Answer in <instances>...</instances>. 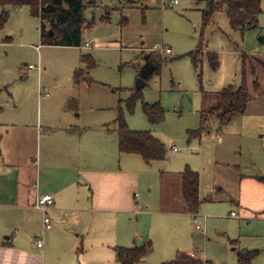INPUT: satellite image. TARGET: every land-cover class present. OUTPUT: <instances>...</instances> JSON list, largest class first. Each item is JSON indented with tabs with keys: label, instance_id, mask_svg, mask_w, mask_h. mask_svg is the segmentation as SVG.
<instances>
[{
	"label": "rangeland",
	"instance_id": "rangeland-1",
	"mask_svg": "<svg viewBox=\"0 0 264 264\" xmlns=\"http://www.w3.org/2000/svg\"><path fill=\"white\" fill-rule=\"evenodd\" d=\"M206 2L93 0V5L87 6L83 13L90 25L82 30L79 47L39 45V18L30 14L29 7L0 6V13L8 14L0 29V137L15 122L31 124L40 120L43 128L50 123L52 130L59 131L67 117L78 131L105 128L116 136V119L121 114L131 130H147L159 138L166 152L171 142L176 145L177 153H168L164 162L173 163L187 151L192 161L199 152L197 147L204 141L201 136L189 138L187 135L189 130L198 127V109L211 100V92L217 93L228 85H240L244 56L264 58V0H261L257 25L244 30H233L224 10L215 12L211 21L203 26L202 10ZM86 41H91V45L83 48ZM199 41L202 48L197 49ZM160 45L169 47L171 53L160 57L157 54ZM148 52L160 57V66L147 77L140 90L142 100L136 99L130 111L127 102ZM191 53L198 61L196 67ZM207 53L216 54L217 68H211ZM84 55L90 56L94 65L82 60ZM29 64L37 68L28 69ZM246 65L250 68L248 62ZM78 68L90 81L75 82L74 71ZM253 78H258L257 84L264 90L260 73ZM41 92L48 96L43 98ZM142 101L158 102L164 111L163 120L151 124L142 111ZM226 126L234 130L228 144L240 153L247 171L253 173L251 161L259 162L264 169V150L260 146L264 138L256 141L248 138L251 134L241 117H235ZM210 128L214 133L215 126ZM255 148L263 154L257 156ZM251 149L254 152L250 154ZM230 210L238 213V218H230ZM230 210L223 209L218 218L209 220L205 257L212 264H238L237 253L245 249L256 252L251 264H264L263 216L242 219L238 207ZM36 212L28 211L32 217ZM33 220L26 225L35 232L30 237H20L27 244L33 242L36 235L44 238ZM232 239H236L235 244L231 243ZM95 245L93 239H85L83 252L71 254L70 258L62 255L58 250L62 246H59L52 252L50 264H89ZM150 254L154 264L175 257L172 249L162 245ZM35 260L31 257L30 263L37 264Z\"/></svg>",
	"mask_w": 264,
	"mask_h": 264
},
{
	"label": "crops",
	"instance_id": "crops-1",
	"mask_svg": "<svg viewBox=\"0 0 264 264\" xmlns=\"http://www.w3.org/2000/svg\"><path fill=\"white\" fill-rule=\"evenodd\" d=\"M245 57L251 99L245 112L235 117H241L251 134L247 132V137L256 141L264 138V90L253 76L260 73L262 86L264 72L257 62L260 58ZM215 93L211 92V100L201 105L198 114L216 104ZM41 95L48 96L42 92ZM227 124L211 123L200 135L204 141L197 147L195 158L191 161L187 151L173 163L164 162L171 153L172 142L164 159L145 162L138 154L119 152L117 130L116 136L105 128L78 131L69 117L64 119L59 131L52 130L50 123L43 128L40 120L11 124L0 137V264H32L31 257H35L37 264H50L55 248L62 246L58 250L70 258L71 254L83 252L85 239L96 242L89 264H118L115 247L145 242L153 248L138 264H154L150 253L161 245L172 249L175 256L180 252L194 253L211 262L205 257L206 227L210 219L233 207H238L242 219L264 218V181L260 179L264 176L263 166L251 161L253 173L247 171L240 153L228 144L234 130ZM211 125L216 128L214 133ZM254 141L252 144L257 147ZM260 146L264 150V142ZM261 153L255 148L257 156ZM185 168L198 174L196 211L209 214L205 216L203 231L195 230L192 212L183 198L181 173ZM45 194H50L52 199L42 211L34 203ZM33 210L37 211L34 217L28 213ZM44 215L50 218L49 229L44 228ZM228 216L236 219L238 213L230 210ZM32 220L44 240L36 233L35 240L27 244L20 237H30L35 232L26 225ZM19 228L23 229L20 233L16 232ZM38 239L42 240L40 247L36 245ZM235 241L232 239L231 243Z\"/></svg>",
	"mask_w": 264,
	"mask_h": 264
},
{
	"label": "trees",
	"instance_id": "trees-1",
	"mask_svg": "<svg viewBox=\"0 0 264 264\" xmlns=\"http://www.w3.org/2000/svg\"><path fill=\"white\" fill-rule=\"evenodd\" d=\"M12 5L29 7L30 14L40 20V43L43 45H59L77 47L81 44V33L85 26H89L83 16L87 6L93 5V0H0V6ZM224 10L230 26L233 30H244L257 25L258 16L261 13V0H207L202 10L203 26L207 25L215 12ZM8 18L6 11L0 13V29ZM202 48V41H199L197 49ZM149 60L155 65L153 72L158 71L160 57L157 54L148 52ZM209 54V63L212 69L217 68L218 59L215 53ZM192 61L194 67L198 61L193 53ZM244 58H246L244 56ZM243 58V65H244ZM82 60L94 65L90 56L84 55ZM257 62L264 72V60ZM245 66V65H244ZM152 72V73H153ZM74 80L90 81L83 71L78 68L74 71ZM254 85L257 86L256 82ZM141 90V89H140ZM134 90L132 97L128 99L127 108L131 111L136 99H141V91ZM218 100L215 105L199 112V124L196 129L189 130V138L198 137L206 131L209 125L217 122L219 125L228 123L233 117L245 112L246 105L251 99L247 88L245 67L241 73L239 86L228 85L217 92ZM142 111L151 124H158L163 120L164 111L158 102H141ZM116 130L118 137V150L121 153H134L143 158L145 162L162 160L165 158V146L147 130H131L121 114L116 119ZM182 194L189 211L196 212L198 199V174L185 168L181 173ZM264 181V176L260 177ZM151 248L149 242L131 247H115L118 264H138ZM255 251L238 253V264H251ZM161 264H211L198 256H191L189 253L180 252L170 260Z\"/></svg>",
	"mask_w": 264,
	"mask_h": 264
},
{
	"label": "built area",
	"instance_id": "built-area-1",
	"mask_svg": "<svg viewBox=\"0 0 264 264\" xmlns=\"http://www.w3.org/2000/svg\"><path fill=\"white\" fill-rule=\"evenodd\" d=\"M172 1H173L174 4H176V3H178L179 0H172ZM90 45H91V41H87V42H85L83 44V47L88 48V47H90ZM170 53H171L170 48L169 47H165L163 45H160V48L157 50V54L160 57L161 56L163 57V56L168 55ZM27 67H28V69L37 68L36 66H34L32 64H29ZM218 136H219V134H218V132H216L215 138H218ZM177 150H178V148L176 147V145L175 144H171L170 152L174 153ZM51 199H52V196L50 194L42 195V196L36 198L34 206L36 208L41 209L42 211H45L46 208H47V205L51 201ZM231 215H235V213L232 212ZM190 216H191V220L193 222V226H194L195 230L203 231L205 229V219H206V217L204 215L199 214L197 211L191 213ZM43 225H44V228H46V229H49L51 227L50 218L48 216H46V215H44V217H43ZM36 245L38 247L42 246V240L38 239L36 241ZM190 255L191 256H195L194 253H190Z\"/></svg>",
	"mask_w": 264,
	"mask_h": 264
},
{
	"label": "water",
	"instance_id": "water-1",
	"mask_svg": "<svg viewBox=\"0 0 264 264\" xmlns=\"http://www.w3.org/2000/svg\"><path fill=\"white\" fill-rule=\"evenodd\" d=\"M155 65L149 60V54L144 55V63L140 68L139 75L137 77L135 90H140L145 85L147 77L153 72Z\"/></svg>",
	"mask_w": 264,
	"mask_h": 264
}]
</instances>
